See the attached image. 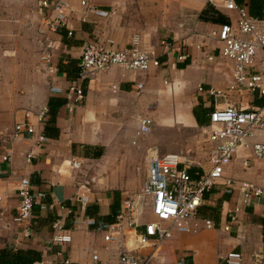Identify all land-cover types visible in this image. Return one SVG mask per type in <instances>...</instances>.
Listing matches in <instances>:
<instances>
[{
	"label": "crops",
	"instance_id": "obj_1",
	"mask_svg": "<svg viewBox=\"0 0 264 264\" xmlns=\"http://www.w3.org/2000/svg\"><path fill=\"white\" fill-rule=\"evenodd\" d=\"M63 1L71 9L67 21L71 35L62 37L65 29H59L57 34L48 33L50 57L46 65L41 62L36 69L25 68L22 82L0 74V144L12 152L9 162L0 163V251L20 252L15 256L24 258V264L36 258L55 262L61 257L68 258L70 264H83L92 253L102 264H114L117 249L102 241L94 222L110 214L114 194L118 199L124 195L120 188L108 190L100 183L110 178L124 185L135 161L128 167H119V162L126 156H135L138 162L148 146L155 144L153 140L139 141V147L131 150L135 142L129 143V138L136 136L138 118H148L152 124L149 117L142 115L149 111L161 125L171 120L187 129L197 128L192 108L198 102L203 107L210 106L209 98L198 92L197 86L203 90L223 88L229 80L231 64L218 58L208 62L195 48L202 36L207 38L218 24L196 20L191 28L186 27L187 15H199L209 5L208 0H86L88 10L80 7L78 0ZM213 1L217 7L218 2ZM246 4L247 0H243L242 5ZM94 10L112 13L100 17L94 15ZM216 11L228 21L233 18V14L219 8ZM142 15L150 18L147 29H142ZM157 16L159 19H153ZM134 33L142 37L146 48H152L163 64L161 67L145 73L111 67L95 74L84 84V98L79 106L69 111L64 103L57 109L56 136H52L55 130L51 125L44 123L46 140L37 145L35 135L42 127L31 117L34 134L29 138H12L13 126L23 120L25 111L35 114L46 106L48 97L65 98L62 94H49L48 86L63 90L76 76L77 60L84 45L97 42L107 48L106 41L110 40L113 48H123ZM162 39L183 43L185 61L176 62L174 54H164L158 46ZM137 83L142 84L139 92L134 89ZM227 101L242 109H262L264 118L262 99L255 95L233 94ZM199 128L204 131L206 126ZM252 141L264 142V128L256 132ZM206 144L209 148L207 140ZM96 147L102 148L101 155L92 158ZM27 153L31 157L25 161ZM245 159L250 161L244 169L241 162ZM71 160L79 163L78 169L71 168ZM96 165H100L96 172L104 175L93 176ZM223 176L236 184L246 181L264 190V160L251 159L248 151L240 149L224 168ZM20 179H27L32 191H40L45 197L42 202L33 203L28 221L18 223L13 218ZM75 194L86 197L84 206L73 200ZM240 198L237 187L230 195L223 193L221 187L205 193L196 217L211 220L215 228L197 234L173 232L172 239L160 246L159 253L173 255L174 264L179 256L185 257L188 264H223L221 259L230 252L240 254L239 264H264V198L251 199L247 204ZM234 207L239 209L236 224L224 232L227 213ZM56 235H67L70 241L54 242ZM158 258L152 264L161 263Z\"/></svg>",
	"mask_w": 264,
	"mask_h": 264
},
{
	"label": "built area",
	"instance_id": "obj_2",
	"mask_svg": "<svg viewBox=\"0 0 264 264\" xmlns=\"http://www.w3.org/2000/svg\"><path fill=\"white\" fill-rule=\"evenodd\" d=\"M208 0V4L216 10L221 9L233 14L227 23L218 24L209 31L195 48L200 50L203 58L212 62L218 58L231 64L229 80L223 88H208L203 90L197 86L198 92L204 93L210 100L211 111L208 114V125L204 132L209 143L205 158V167L194 166L188 158L174 153L158 155L155 147L148 148L143 157L144 177L136 199L123 196L119 199V208L112 223L96 220L95 231L101 234L105 244L114 245L117 249L114 264H152V257L135 255L137 248L153 247L158 251L160 244L170 240L173 232L177 234H197L215 228L213 222L206 218H197V209L202 204L203 195L216 187H221L223 193L231 194L235 187L241 195L240 201L247 204L251 199L264 198V190L253 184L241 181L236 184L223 176L224 168L232 161L240 149L248 151L249 158L264 160V142H253L256 132L264 128L262 109L247 110L233 106L227 99L230 95L248 94L262 99L264 108V5L261 7L260 19L248 15L246 7L238 5L234 0ZM80 7L88 10L86 0H78ZM40 10L43 14V29L41 32L57 34L59 29L66 30V36L71 35L67 27L70 6L63 0H42ZM94 15L106 17L112 10L93 11ZM47 33V34H48ZM209 40V41H208ZM107 48L97 42L87 43L82 47L77 60V72L74 80L69 81L63 90L48 86V93L62 94L65 97L67 109L70 111L79 106L84 98V84L93 75L105 72L111 67L122 70L145 73L150 68H159L163 64L157 60L154 51L145 47L142 37L134 33L128 45L123 48H113L110 40ZM164 54L172 53L176 62H184L186 47L178 41L161 40L158 43ZM49 47V46H47ZM215 52V54H213ZM50 54L45 53L42 60L47 63ZM136 91L142 89V84L134 85ZM31 117L43 128L46 119V108L35 114L29 110L23 114V120L13 126L12 138H29L34 134ZM150 120L138 118L136 135L146 136L150 131ZM41 128V130H42ZM40 130L35 135L36 144L46 140ZM12 156L10 148L0 144V163L9 162ZM31 157L24 155L25 161ZM250 159L241 162L245 169ZM79 163L71 160V168L78 169ZM191 170V174L188 171ZM18 204L13 220L26 222L30 219L33 203L42 202L44 194L33 192L27 179H20L16 187ZM73 200L80 206L86 203V197L75 194ZM147 207L151 219H146L141 211V205ZM42 207V206H41ZM238 207L227 213V223L222 231L227 232L231 224H236ZM56 229H60L54 224ZM141 228V229H139ZM136 244L133 250H128V238ZM54 242L68 243L67 235H56ZM240 254L230 252L221 260L223 264H239ZM32 264H70L68 258L61 257L59 261L48 262L38 260ZM83 264H102L96 253L90 254ZM175 264H188L186 258L179 256Z\"/></svg>",
	"mask_w": 264,
	"mask_h": 264
},
{
	"label": "rangeland",
	"instance_id": "obj_3",
	"mask_svg": "<svg viewBox=\"0 0 264 264\" xmlns=\"http://www.w3.org/2000/svg\"><path fill=\"white\" fill-rule=\"evenodd\" d=\"M41 1L42 0H0V74L9 75L12 77V80L17 82H22L25 68L36 69L41 62L43 63L42 56L49 50L47 44L50 39L48 37L50 34H47L48 32H41L43 29V12L40 10ZM153 19L156 20L159 19V17L157 16ZM187 19L189 20V24H187L186 27L189 28L192 27V22L200 20L199 15L194 17L192 14L187 15ZM149 20L150 18L142 15V29H147L149 27L147 23ZM44 64L46 65L45 62ZM45 71H47V69ZM142 115L152 120L150 131L149 134L142 137L133 134L129 138V143L135 142L132 143V147L129 145L131 150H135V148L139 147V141L147 143L153 140L155 144L148 147H155L158 155H162L166 152L174 153L188 158L194 166H202L204 164L208 146L206 144V133L201 128L187 129L173 123L171 120L166 122L167 125H161V121L152 119L153 114L149 111L142 113ZM142 156L138 162L134 159L135 156H126L119 162V167H128L133 165V161H135V168L132 173L127 175L124 185H120L119 181L117 182V180L110 178L109 180L103 179V183H99L108 190L114 187L120 188L124 196H128L135 200L144 177ZM99 161L100 160H97V163H101ZM99 166H94L95 169L93 167V176L98 175L100 177L104 175L96 172ZM141 211L147 220L151 219V215L144 204L141 205ZM162 244H160V246ZM135 245L136 244L132 241V236H130L126 245L128 250H133ZM160 246L157 252H154L155 250L153 247L137 248L135 250V255L143 258V256H150L152 254V262L159 257V261H162L159 264H174L173 255H168L163 252L159 253Z\"/></svg>",
	"mask_w": 264,
	"mask_h": 264
},
{
	"label": "trees",
	"instance_id": "obj_4",
	"mask_svg": "<svg viewBox=\"0 0 264 264\" xmlns=\"http://www.w3.org/2000/svg\"><path fill=\"white\" fill-rule=\"evenodd\" d=\"M234 2L238 5H242L243 0H234ZM264 5V0H247L246 4V10L249 16L255 19H260L261 14L260 10L261 7ZM212 16V17H211ZM199 19L203 22L213 23V24H224L228 22V18L217 12L215 9H213L210 5H207L200 13H199ZM65 36L62 35V37ZM76 75V74H75ZM76 76H74L70 81L74 80ZM66 103L65 98H54V97H48L46 102V123L51 125V127L55 130L54 135H57V130L54 128V122H55V114L57 109L62 105ZM211 111V107H203L201 102H198V104L192 108L191 114L194 118V121L198 127H203L208 125V114ZM44 125L42 128V134L45 136V130L47 127ZM87 149V147H86ZM95 152L92 153V158H98L101 155L102 148L96 147L94 148ZM188 173L191 174V170L188 171ZM116 198H112V202L110 204V214L105 216L103 220L107 223H112L114 221V218L117 214L118 208H119V199L117 198V195L114 194ZM262 240L264 242V228L262 229ZM20 252L15 253H8L4 250L0 251V264H24V258L19 259V256H15L16 254H19ZM13 256H15L13 258ZM40 259H35L33 261H30L28 264H32L35 261H38Z\"/></svg>",
	"mask_w": 264,
	"mask_h": 264
}]
</instances>
